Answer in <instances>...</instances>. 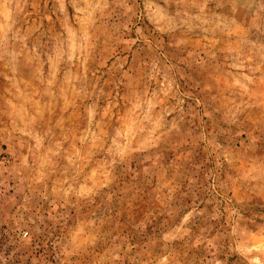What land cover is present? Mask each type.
<instances>
[{
  "label": "rangeland",
  "instance_id": "374dc122",
  "mask_svg": "<svg viewBox=\"0 0 264 264\" xmlns=\"http://www.w3.org/2000/svg\"><path fill=\"white\" fill-rule=\"evenodd\" d=\"M0 264H264V0H0Z\"/></svg>",
  "mask_w": 264,
  "mask_h": 264
},
{
  "label": "built area",
  "instance_id": "2783aa9c",
  "mask_svg": "<svg viewBox=\"0 0 264 264\" xmlns=\"http://www.w3.org/2000/svg\"><path fill=\"white\" fill-rule=\"evenodd\" d=\"M27 234L25 233L24 236H26Z\"/></svg>",
  "mask_w": 264,
  "mask_h": 264
}]
</instances>
